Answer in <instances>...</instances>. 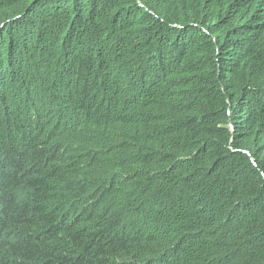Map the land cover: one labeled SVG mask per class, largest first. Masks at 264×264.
Masks as SVG:
<instances>
[{
  "label": "trees",
  "instance_id": "trees-1",
  "mask_svg": "<svg viewBox=\"0 0 264 264\" xmlns=\"http://www.w3.org/2000/svg\"><path fill=\"white\" fill-rule=\"evenodd\" d=\"M0 264H264V0H0Z\"/></svg>",
  "mask_w": 264,
  "mask_h": 264
}]
</instances>
